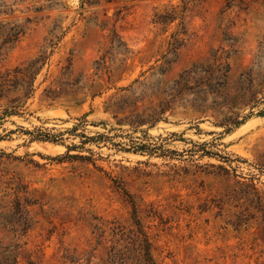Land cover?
Returning <instances> with one entry per match:
<instances>
[{
  "label": "rangeland",
  "instance_id": "obj_1",
  "mask_svg": "<svg viewBox=\"0 0 264 264\" xmlns=\"http://www.w3.org/2000/svg\"><path fill=\"white\" fill-rule=\"evenodd\" d=\"M14 6L36 19L0 55V264H145L133 203L158 264H264V0Z\"/></svg>",
  "mask_w": 264,
  "mask_h": 264
},
{
  "label": "trees",
  "instance_id": "obj_2",
  "mask_svg": "<svg viewBox=\"0 0 264 264\" xmlns=\"http://www.w3.org/2000/svg\"><path fill=\"white\" fill-rule=\"evenodd\" d=\"M19 1V2H17ZM15 3H8L7 0H0V55L3 53V50L6 48H9L13 46L18 39L25 33L26 24L34 21L36 17H26L23 23L18 22L17 19H15L16 11L22 10L18 6V4H22L25 0H17ZM30 10L29 7H27V11ZM42 8L36 9V11H41ZM24 11V10H22ZM172 14L170 12H167L165 16H161V14H156V22H165V19H170V21H173L174 18H172ZM56 42H52L51 46L55 45ZM181 44V39L179 37H175L174 41L172 43V50H175L178 48V46ZM48 58V55H46L45 52L39 53L37 56H35L33 59H31L27 65L23 67H16L14 72L21 75V78L25 82V94L26 96H29L33 94L34 90V82L36 75L39 71V69L46 63ZM104 60L102 64H100L101 67H106ZM25 71H27V78H24ZM1 85V84H0ZM35 139H43V140H51L55 141L54 138L51 136H36ZM20 189H18L19 191ZM128 194L127 192H125ZM129 195V194H128ZM18 203V202H17ZM18 212L20 214V204L18 203ZM133 219H134V225L135 228L131 229V233L133 235V243H132V249H135L139 252V256L141 260L145 264H158L156 260L154 259L152 255V244L149 239V235L147 231L145 230L144 226L142 225L138 215L136 214L137 208L135 204L133 203ZM123 239L126 240L127 237L124 236V232H122ZM130 238V237H129ZM126 248H130V245L125 244ZM116 254L113 255V258L115 259Z\"/></svg>",
  "mask_w": 264,
  "mask_h": 264
}]
</instances>
